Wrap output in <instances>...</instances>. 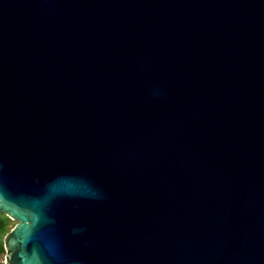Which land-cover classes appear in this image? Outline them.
<instances>
[{
  "label": "water",
  "instance_id": "obj_1",
  "mask_svg": "<svg viewBox=\"0 0 264 264\" xmlns=\"http://www.w3.org/2000/svg\"><path fill=\"white\" fill-rule=\"evenodd\" d=\"M5 264H264V0H0Z\"/></svg>",
  "mask_w": 264,
  "mask_h": 264
},
{
  "label": "trees",
  "instance_id": "obj_2",
  "mask_svg": "<svg viewBox=\"0 0 264 264\" xmlns=\"http://www.w3.org/2000/svg\"><path fill=\"white\" fill-rule=\"evenodd\" d=\"M14 221L3 213H0V264H5L6 250L3 247V237L12 228Z\"/></svg>",
  "mask_w": 264,
  "mask_h": 264
},
{
  "label": "rangeland",
  "instance_id": "obj_3",
  "mask_svg": "<svg viewBox=\"0 0 264 264\" xmlns=\"http://www.w3.org/2000/svg\"><path fill=\"white\" fill-rule=\"evenodd\" d=\"M15 222V220H13ZM5 260V258L3 259V261Z\"/></svg>",
  "mask_w": 264,
  "mask_h": 264
}]
</instances>
